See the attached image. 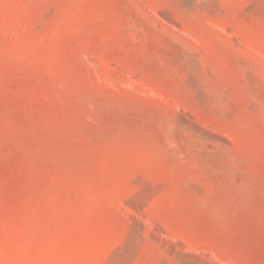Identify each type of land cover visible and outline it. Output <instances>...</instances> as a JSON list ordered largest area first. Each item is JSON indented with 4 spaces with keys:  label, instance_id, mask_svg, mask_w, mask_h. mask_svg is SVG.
Listing matches in <instances>:
<instances>
[{
    "label": "rangeland",
    "instance_id": "374dc122",
    "mask_svg": "<svg viewBox=\"0 0 264 264\" xmlns=\"http://www.w3.org/2000/svg\"><path fill=\"white\" fill-rule=\"evenodd\" d=\"M0 264H264V0H0Z\"/></svg>",
    "mask_w": 264,
    "mask_h": 264
}]
</instances>
